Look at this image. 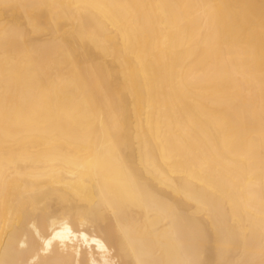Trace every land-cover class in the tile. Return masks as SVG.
Returning a JSON list of instances; mask_svg holds the SVG:
<instances>
[{
  "label": "bare ground",
  "instance_id": "bare-ground-1",
  "mask_svg": "<svg viewBox=\"0 0 264 264\" xmlns=\"http://www.w3.org/2000/svg\"><path fill=\"white\" fill-rule=\"evenodd\" d=\"M0 264H264V0H0Z\"/></svg>",
  "mask_w": 264,
  "mask_h": 264
}]
</instances>
